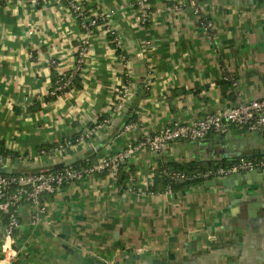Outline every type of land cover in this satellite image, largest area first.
<instances>
[{"label": "crops", "instance_id": "crops-1", "mask_svg": "<svg viewBox=\"0 0 264 264\" xmlns=\"http://www.w3.org/2000/svg\"><path fill=\"white\" fill-rule=\"evenodd\" d=\"M69 1L0 0V165L12 174L96 162L168 124L264 97V0H198L213 32L188 0H148L141 25L135 0H74L89 15L108 14L92 29L80 66L82 30ZM72 71L71 85L52 95L56 77ZM124 73L129 95L114 113ZM101 116L108 121L91 138L74 141ZM66 140L74 143L61 155L41 152ZM259 156L264 139L237 125L158 153L136 151L116 177L93 173L44 192L40 209L23 200L13 233L0 212V264H72L54 240L63 234L78 254L108 264H141L142 254L166 260L169 244L175 257L167 264H264V178L164 192L160 177L163 165L226 166Z\"/></svg>", "mask_w": 264, "mask_h": 264}, {"label": "built area", "instance_id": "built-area-1", "mask_svg": "<svg viewBox=\"0 0 264 264\" xmlns=\"http://www.w3.org/2000/svg\"><path fill=\"white\" fill-rule=\"evenodd\" d=\"M69 5L75 17L78 19L79 27L82 30V36L76 48V63L77 66H80L88 50L89 36L92 29L99 25L100 17L85 13L79 1L70 0ZM188 5L198 17L202 28L206 32H213L215 25L211 19L204 15L198 0H188ZM135 7L138 13L136 19L137 24H145L151 14L149 1L135 0ZM106 17H108V14L102 16V18ZM107 31L113 36V41L119 48V40L113 30L108 27ZM119 58L125 60V54L121 52ZM74 74L75 72L72 71L67 76L58 75L54 81L51 94H58L68 88L72 83ZM124 75L125 82L113 98L110 104L111 106L109 107L110 111L114 113L125 107L129 95L130 78L127 73H124ZM107 121L108 118L101 119V121L84 131L74 141L78 142L79 140L91 138L96 130ZM232 125H237L250 131H256L264 139V97L240 102L220 112L208 113L202 118L191 122H174L168 124L155 133L145 135L137 143L128 144L124 150L101 157L96 162L85 160L76 165L68 164L51 171H34L20 174L0 173V212L10 214L6 232L12 233L13 228L17 225L16 210L23 200H27L35 208L40 209L39 196L42 193L53 192L57 187L73 181H82L87 175L93 173H108L116 177L121 162L136 151L147 150L158 153L170 142L184 139L197 141L204 138L210 132L223 134ZM132 126L133 124L127 125L129 128ZM74 141L66 140L60 142L41 152L50 155H61ZM1 156L0 151V158ZM254 169H264V156L239 160L226 166L215 165L207 168H199L190 172L163 165L160 168V177L165 182L164 192H169L172 189L171 185L174 183L226 179Z\"/></svg>", "mask_w": 264, "mask_h": 264}, {"label": "water", "instance_id": "water-1", "mask_svg": "<svg viewBox=\"0 0 264 264\" xmlns=\"http://www.w3.org/2000/svg\"><path fill=\"white\" fill-rule=\"evenodd\" d=\"M66 162V164L70 163ZM61 166V165H60ZM0 172L1 173H11V170L6 169L3 165H0ZM264 178V169H254L251 171L246 172L244 175H233L224 180V183L227 184H241L242 181L255 182ZM65 239V235H58L54 237V240L57 244L63 249V254L60 258L64 261L69 260L72 264H108L104 260L97 259L95 256H83L78 254L74 249L70 248L66 243L62 242L61 240ZM174 244L168 245V251L166 260L160 258H154L152 255H144L142 254L140 259L142 260L141 264H167V260H173L175 255L171 253V249L173 248ZM138 257V258H139Z\"/></svg>", "mask_w": 264, "mask_h": 264}, {"label": "trees", "instance_id": "trees-1", "mask_svg": "<svg viewBox=\"0 0 264 264\" xmlns=\"http://www.w3.org/2000/svg\"><path fill=\"white\" fill-rule=\"evenodd\" d=\"M100 17V20H101V18H102V16H99ZM99 22H101V21H99ZM104 117L103 116H101L100 117V120L101 119H103ZM99 120V121H100ZM0 151H1V149H0ZM220 164H224L223 162H220ZM177 166V165H176ZM209 166H211V164L209 163V162H201V161H192V162H189V163H187V164H185V165H179L178 164V168L179 169H182V170H185V171H187V172H190V171H193V170H196V169H199V168H207V167H209ZM57 169V168H56ZM53 170H55V169H53ZM1 173V172H0ZM164 182V181H163ZM162 182V187H164L165 186V182L163 183ZM188 183H190V182H179V183H174V184H172L171 186H172V188H174V187H176V186H178V185H182V184H188ZM154 189V188H153ZM11 214H12V211H11ZM9 216H10V214H5V213H2V221H3V223H4V225L5 226H7V224H8V222H9ZM15 231V227L13 228V231H12V233Z\"/></svg>", "mask_w": 264, "mask_h": 264}]
</instances>
